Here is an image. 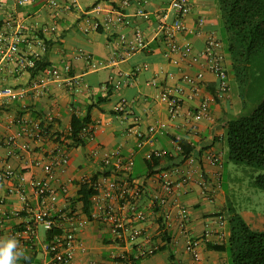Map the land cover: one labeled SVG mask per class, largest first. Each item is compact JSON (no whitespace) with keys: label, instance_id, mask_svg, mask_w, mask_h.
Instances as JSON below:
<instances>
[{"label":"crops","instance_id":"1","mask_svg":"<svg viewBox=\"0 0 264 264\" xmlns=\"http://www.w3.org/2000/svg\"><path fill=\"white\" fill-rule=\"evenodd\" d=\"M94 1L60 0L61 5L54 10L46 0L26 3L0 0V32L6 29L7 16L13 14L28 36L26 42L20 43L16 58L0 56V88L8 86L15 90L12 96L0 98V136L16 134L24 128L35 134L41 127L46 129L39 137L25 133L16 144L3 143L0 168L11 165L27 178H42L45 171L35 164V159L48 161L61 153L69 155L66 171L59 169L51 183L60 192L64 186L68 188L66 194L61 193L56 206L78 213L74 222L59 219L63 226L76 228L82 243L71 264H105L116 255L133 256L138 245L151 244H159L161 248L152 255L139 257L133 264H169L172 255L182 264H192V254L186 249V237L180 233L177 221L168 243L161 234V211L151 204V196L158 187L154 177L157 173L174 169L181 175L191 170L190 183L177 191L179 199L189 208L187 228L190 235L201 236L209 228L225 232L224 239L214 234L202 246L199 264H228L227 250L218 246L226 244L230 235V224L225 217L230 209L229 196L222 183L227 160L224 124L238 112L237 103L231 94L228 99L211 102V118L192 119L191 113L206 97L215 93L217 78L208 69L204 56L194 62L175 64L166 55L167 45L156 30L158 15L169 8V0H133L125 9L130 23L120 25L114 31L104 26L93 28L91 22L104 21L107 14L116 12L120 7L118 0L101 1L90 7ZM192 3L193 9L184 19L185 29L179 33L178 41L181 45L189 42L193 52L199 53L205 48L208 36L215 34L222 39V19L216 0H192ZM139 5L150 13L148 18L137 13ZM169 14L170 18L175 16L173 10H169ZM201 18L205 21L201 22ZM52 25H56L55 30L42 29ZM135 27L144 30L148 44L144 49L125 54L119 33H130ZM46 41H50V45L47 46ZM23 58L26 61L44 58L49 65L33 72L28 65H22L20 60ZM68 63L71 70L66 72L64 67ZM226 63L227 66L230 64L228 53ZM46 68H58L61 74L48 77ZM200 71L205 73L204 84L194 94L187 89L181 95L177 112L172 113L169 102L161 98L163 91L166 88L170 94H177L176 87L183 73ZM46 77L44 92L37 94L35 82ZM22 91H25L23 96L19 94ZM101 98L106 100L100 101L92 112L93 136L87 137L84 145L73 146L63 138L58 139V132L70 131L74 112L84 114L89 103ZM124 99L127 100L125 109L117 110L116 106ZM152 126H155L154 130H151ZM137 130L147 133L142 146L138 145ZM181 138L194 146L186 159L180 155L177 139ZM24 143L29 144L28 149L22 147ZM98 146L118 149L125 157H132L131 176L144 185L142 203L148 210V217L142 223L145 231L127 245L113 242L106 225L88 219L84 204L78 199L82 179L103 170L102 157L91 155ZM155 150L164 152L163 161L155 167L156 172L149 174L148 155ZM13 182L18 183V179L0 188V197L5 198L3 207L10 214L0 238L14 236L16 230L22 229L33 218V212L28 210L17 213L23 203L18 194L9 193ZM26 191L34 203L36 199L30 186ZM221 214L225 217L223 226L220 225ZM257 219L264 222V214H258ZM37 229L38 236L32 240L14 236L25 252V258L18 264H45L47 261L49 255L44 243L48 240V230L42 224L37 225Z\"/></svg>","mask_w":264,"mask_h":264},{"label":"built area","instance_id":"2","mask_svg":"<svg viewBox=\"0 0 264 264\" xmlns=\"http://www.w3.org/2000/svg\"><path fill=\"white\" fill-rule=\"evenodd\" d=\"M20 3H26L29 0H18ZM51 8L58 9L61 5L60 0H46ZM133 0H118L120 7L116 12H111L106 15L104 21H93V28L104 26L109 31H114L120 25L129 24L130 19L127 17L125 9L132 4ZM71 8L70 5H66ZM192 0H169V8L161 11L158 15L156 33L166 43V55L175 64L189 62L190 60L197 61L199 57L204 56L208 69L213 72L217 78V86L215 93L212 96L206 97L201 105L191 113L192 119L197 121L201 117L211 118V102L225 100L231 97V79L229 69L226 63V53L223 50L222 39L212 34L206 40L205 48L199 52H193L189 42L181 45L178 41V35L185 29V17L192 11ZM169 10L175 12V16L170 18ZM55 13V11L53 12ZM137 13L148 18L150 13L144 6L137 7ZM201 22L205 19L201 18ZM6 29L0 32V56L3 58L14 59L20 52V43L26 42L28 36L23 32L22 25L17 22L13 14H9L5 20ZM14 26H17L14 29ZM43 30L51 31L56 29V25L43 27ZM88 29V27L86 28ZM119 38L125 48V54H130L136 50L144 49L147 44V36L143 29L135 27L130 33L120 32ZM124 54V56H125ZM178 54V55H177ZM123 56V57H124ZM23 66L33 65L34 60L26 58L20 60ZM116 62V59H112ZM64 70L69 72L71 65H65ZM48 77L60 76L61 70L58 68H46ZM46 78H41L36 81L34 87L37 89V94L44 92ZM205 80L203 71L197 74L183 73L180 79V84L176 87L177 94H170V90L165 88L162 93V100L169 102L172 113H176L179 106L181 95L187 91L192 94L198 92ZM15 90L12 87L0 88V98L12 96ZM24 95L25 91L19 92ZM127 100H122L116 106V109L122 111L126 107ZM155 126L151 127L154 130ZM94 128L90 123L82 128V136L85 138L93 136ZM38 133L29 132L28 128L21 129L16 134L0 136V146L3 143L16 144L17 139L23 134L28 133L31 136H41L46 133L45 128H40ZM138 145L142 146L146 139L147 133L142 130L136 131ZM24 149L29 148L28 143L22 144ZM92 156H101L103 170L98 173L96 179L92 176L84 177L81 182H89L95 189L93 205L90 214L86 213L88 219L102 223L108 227L112 240L118 244H130L132 241L144 234L145 228L142 223L148 217V210L144 208L143 196L144 185L137 182L131 176V170L134 165L132 157H125L118 149H106L98 146L91 151ZM162 150H155L149 153L148 158L163 156ZM70 162L68 154L61 153L56 157L46 161L44 159H35V164L42 166L45 171V176L42 178H27L23 173H18L11 165H6L0 168V188L7 182H12L18 179V183H14L9 187V193L19 195L23 203L21 209L33 212L32 221L27 222L22 229L16 230L14 236L22 240H32L38 236L37 225L42 224L46 230L59 229L61 232H55L51 239L44 243V249L49 257L45 264H71L75 258L77 248L82 245L81 240L76 232V228L63 226L59 222L63 221L74 222L78 217V213L74 210H66L65 207H57L61 193L66 194L67 186H64L62 191L52 185V180L57 176V171L61 169L66 171ZM105 167V168H104ZM155 181L158 187L154 190L151 196L152 206H157L162 215V236L163 231L172 232L174 223L177 221L179 231L186 237V249L192 254V264H199L202 259V246L214 234H217L220 239L225 238V232L215 230L214 228L207 229L201 236L190 235L188 224L190 221V212L188 206L183 203L178 196V192L186 187L192 178L191 170H187L179 175L178 170L167 169L155 176ZM204 184V180L201 181ZM30 186L35 197V202L30 198L26 191V187ZM5 198L0 197V236L2 228L10 214L3 205ZM220 225L223 226L225 217L221 214ZM161 246L159 244H151L149 246L138 245L137 253L133 256L116 255L105 264H133L132 258H139L156 253Z\"/></svg>","mask_w":264,"mask_h":264},{"label":"trees","instance_id":"3","mask_svg":"<svg viewBox=\"0 0 264 264\" xmlns=\"http://www.w3.org/2000/svg\"><path fill=\"white\" fill-rule=\"evenodd\" d=\"M101 1L95 0L90 7ZM225 34L229 41L228 55L230 59L229 74L233 72L235 80L241 87L243 107L230 116L224 126V139L227 146L228 159L237 163H247L264 167V0H217ZM223 41V39H222ZM50 45V41H46ZM49 43V44H48ZM49 65L44 58L35 59L28 69L35 72ZM259 81L249 90L247 84ZM253 84V83H252ZM247 90V91H246ZM252 91V92H250ZM97 102L89 103L84 114L74 112L71 128L68 133L58 132V139L63 138L69 145L80 146L87 138L82 136V128L92 121L93 109ZM181 147V156L186 159L194 146L184 138L177 139ZM149 174L156 172V166L163 157L148 158ZM98 173L92 176L96 179ZM254 183L264 189V173L258 174ZM95 189L89 182H81L78 199L84 204V210L90 214ZM225 216L230 224V235L226 244L218 245L227 250L232 264H264V229L254 228L236 209L230 208ZM59 229L47 231L48 239ZM163 239L170 243L168 232L163 231ZM167 246H163L165 248ZM140 258H132L136 263ZM169 264H182L171 256Z\"/></svg>","mask_w":264,"mask_h":264},{"label":"rangeland","instance_id":"4","mask_svg":"<svg viewBox=\"0 0 264 264\" xmlns=\"http://www.w3.org/2000/svg\"><path fill=\"white\" fill-rule=\"evenodd\" d=\"M221 26L223 27V24ZM221 36L223 39V50L228 53L229 41L224 28L221 29ZM228 68L230 69L229 66ZM230 77L232 97L237 103L236 109L239 111L243 107L241 87L239 82L235 80L233 72H231ZM258 84L259 81H251V84H247L246 88L248 90L250 88L254 89ZM226 158L222 183L223 189L227 191L229 196V207L241 213L254 228L264 229V222L258 221V219L255 220L258 214H264V189L254 183L255 177L260 173H264V167H257L247 163H237L229 160L227 156ZM260 223L263 226H257ZM43 231L44 228L41 227V232ZM228 264H232L230 259Z\"/></svg>","mask_w":264,"mask_h":264},{"label":"clouds","instance_id":"5","mask_svg":"<svg viewBox=\"0 0 264 264\" xmlns=\"http://www.w3.org/2000/svg\"><path fill=\"white\" fill-rule=\"evenodd\" d=\"M25 252L14 236L0 238V264H18Z\"/></svg>","mask_w":264,"mask_h":264}]
</instances>
